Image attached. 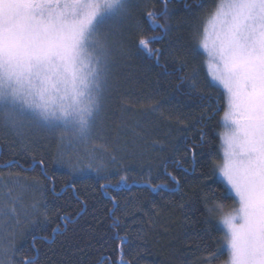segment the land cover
<instances>
[{
	"label": "trees",
	"instance_id": "1",
	"mask_svg": "<svg viewBox=\"0 0 264 264\" xmlns=\"http://www.w3.org/2000/svg\"><path fill=\"white\" fill-rule=\"evenodd\" d=\"M217 1L166 0L169 16L159 17L165 33L146 19L165 0H134L128 17L101 30L112 52L102 151L86 153L68 132L56 137L38 122L13 129L0 119L3 264H24L31 256L37 264L225 262L220 211L208 208L235 202L216 174L226 100L199 50ZM153 36L163 39L150 43L160 51L149 55L139 41ZM167 173L180 180L178 190ZM147 182L168 188L153 191ZM209 188L214 194L205 199ZM6 209L15 211L3 215Z\"/></svg>",
	"mask_w": 264,
	"mask_h": 264
},
{
	"label": "snow or ice",
	"instance_id": "2",
	"mask_svg": "<svg viewBox=\"0 0 264 264\" xmlns=\"http://www.w3.org/2000/svg\"><path fill=\"white\" fill-rule=\"evenodd\" d=\"M133 7L134 0H0V119L4 125L15 129L23 120H32L62 128L86 142L112 63L101 30L128 17ZM168 16L165 0V7L149 11L146 19L166 33L169 29L159 17ZM209 23L212 30L205 26L199 46L214 61L209 64L211 76L223 86L227 105L223 123L230 129L221 135L224 164L219 175L239 207L223 213L224 205L217 204L208 211L222 213L230 264H264V0H218ZM158 39L163 36L142 38L140 47L153 55L160 50L149 45ZM188 151L194 168L196 146ZM167 175L178 190L180 180ZM119 183L101 187H119ZM147 186L153 191L168 188L150 182ZM212 194L209 188L204 198ZM109 198L115 205V197ZM14 211L6 209L3 215ZM57 231L53 229L54 234ZM24 264H37V258L25 257Z\"/></svg>",
	"mask_w": 264,
	"mask_h": 264
},
{
	"label": "rangeland",
	"instance_id": "3",
	"mask_svg": "<svg viewBox=\"0 0 264 264\" xmlns=\"http://www.w3.org/2000/svg\"><path fill=\"white\" fill-rule=\"evenodd\" d=\"M217 3H218V1H217ZM215 9H216V6H215ZM215 9L211 13L208 14V16L206 17V19L204 21V24H203V32H202V36H201L200 40L203 38L204 28H205L206 25L208 27L209 32H211V30H212V25L209 23V21H210V19L212 17L213 12L215 11ZM199 44H200V41H199ZM199 50L202 52V54L204 55V57L206 59V71H207V74L209 76V79H210L211 83L214 84L215 86L219 87L224 92L223 86L220 85L218 82L214 81L212 79V76H211V69L209 67V64L214 63V61L211 60V58L209 57V55L207 54V52H205L204 49L200 48V46H199ZM224 94H225V92H224ZM225 100H226V95H225ZM101 104H102V101H101ZM226 108H227V105L225 107V111H226ZM101 113L102 112H101V107H100V110H99V112L96 115L95 121L93 123V127L91 129V132H90V135H89L87 141L86 142H82L83 143L82 144L83 145L82 146L83 147V151H85L86 153H88V152L91 153V152H95V151H102V149H103V127H104V120L102 118ZM26 121H30L28 123H31V124L35 122V121L32 122V120H27V119L23 120L21 124H24V126L27 127V128H29V125H26L25 124V123H27ZM41 131L44 132V133H49L51 135H54L55 134L56 137H59L61 135L60 133H63V134L66 133L62 128H61V130H59L57 128H50V127H47V126H45L44 129L41 130ZM229 131H230V129L225 128V126L223 125L221 131L219 132V137H220L219 153H220V156H221V161L216 166V174H217L218 179L225 185L228 193L234 198V201L235 202H234V205L233 206L223 208V213L230 212L233 209H236V208L239 207L237 198L235 197L234 193H232L230 191V189H228V186H227L226 182L219 175V169L224 164V145L222 144L221 135L222 134H227ZM68 133L70 134L71 137H73L71 132H68ZM75 140H77V139H75ZM221 215H222V213L219 212L218 224H219V227L221 228V230L223 232L224 247L226 248L227 253H228L227 259L222 264H230V252L228 251L226 237H225V231L226 230H225L224 226L220 223V217H221Z\"/></svg>",
	"mask_w": 264,
	"mask_h": 264
}]
</instances>
